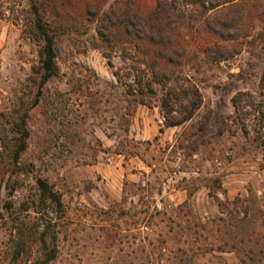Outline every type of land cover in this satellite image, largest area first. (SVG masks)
Returning a JSON list of instances; mask_svg holds the SVG:
<instances>
[{
    "label": "rangeland",
    "instance_id": "obj_1",
    "mask_svg": "<svg viewBox=\"0 0 264 264\" xmlns=\"http://www.w3.org/2000/svg\"><path fill=\"white\" fill-rule=\"evenodd\" d=\"M35 1L0 0V264H264V20L247 21L224 61L199 23L178 21L173 78L204 102L171 128L163 86L138 85L152 80L148 57L97 33L95 13L120 0H57L60 74L40 87V45L24 33Z\"/></svg>",
    "mask_w": 264,
    "mask_h": 264
},
{
    "label": "trees",
    "instance_id": "obj_2",
    "mask_svg": "<svg viewBox=\"0 0 264 264\" xmlns=\"http://www.w3.org/2000/svg\"><path fill=\"white\" fill-rule=\"evenodd\" d=\"M236 1L192 0L190 4L197 6L198 10L195 14L188 16H185L186 12L180 3L174 0L170 2L157 0L156 7L147 11L140 7V0H120L102 15L99 11L95 13L97 33L103 42L112 44L122 41L125 45H132L142 53L143 57H148L149 61L145 64L152 80L144 82L143 77L140 76L138 85L152 94L155 93L153 83L163 86L165 92L161 98V108L165 118L168 119V127H179L191 121L204 102L198 88L181 83L180 78L174 81L171 66L178 65L184 53L175 34L177 24L185 19L193 25L199 23L212 42L209 49L214 59L216 61L227 60L236 53L226 48V44L236 43L241 38L248 24L247 21H251L255 15H259V18L264 20V3L259 0ZM228 4L234 6L226 12H213ZM63 9L57 0H36L30 9L25 11L24 33L40 45L42 69L40 87L60 74L56 62L57 28L54 23L61 22ZM52 18H55V21ZM262 80L264 82V77ZM172 81L175 84H170ZM141 93L143 94V91ZM246 96V94H238L233 98V106L237 111ZM16 125L20 138L17 146L13 148V154L17 161L26 149L29 132L26 129L24 116H21ZM227 131L230 130L226 127L219 128L221 134ZM38 185L45 199L52 200L58 205L61 204L59 196L52 191L46 181L40 179ZM49 261L45 260L40 264H48Z\"/></svg>",
    "mask_w": 264,
    "mask_h": 264
}]
</instances>
